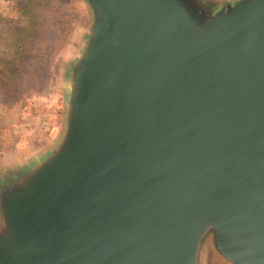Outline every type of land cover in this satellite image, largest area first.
Returning a JSON list of instances; mask_svg holds the SVG:
<instances>
[{
	"label": "water",
	"instance_id": "95a60500",
	"mask_svg": "<svg viewBox=\"0 0 264 264\" xmlns=\"http://www.w3.org/2000/svg\"><path fill=\"white\" fill-rule=\"evenodd\" d=\"M60 135L0 176V264H264V0H83Z\"/></svg>",
	"mask_w": 264,
	"mask_h": 264
},
{
	"label": "rangeland",
	"instance_id": "374dc122",
	"mask_svg": "<svg viewBox=\"0 0 264 264\" xmlns=\"http://www.w3.org/2000/svg\"><path fill=\"white\" fill-rule=\"evenodd\" d=\"M18 1L0 0V29L4 34L0 44V62L11 49L14 34L6 28L8 18L15 15ZM48 8L40 3L39 22L45 21L44 14L50 15V22L63 20L66 36L57 53L50 84L36 93L19 87L11 95H0V125L5 130L0 135V176H3L39 150H44L61 133L63 127V75L62 69L77 53L88 15L83 0H49ZM221 2L223 0H211ZM26 23V20H23ZM206 264H226L208 254Z\"/></svg>",
	"mask_w": 264,
	"mask_h": 264
},
{
	"label": "trees",
	"instance_id": "16d2710c",
	"mask_svg": "<svg viewBox=\"0 0 264 264\" xmlns=\"http://www.w3.org/2000/svg\"><path fill=\"white\" fill-rule=\"evenodd\" d=\"M39 3L45 8L50 5L49 0L18 1L15 15L8 18L6 28L14 34V42L0 62V95H11L19 87L39 93L50 84L51 68L67 31L63 20L52 23L48 13L39 22ZM3 34L0 29V44ZM4 133L0 125V135Z\"/></svg>",
	"mask_w": 264,
	"mask_h": 264
}]
</instances>
